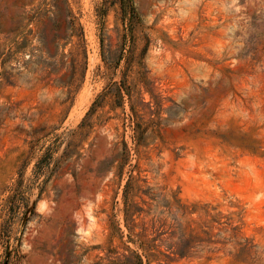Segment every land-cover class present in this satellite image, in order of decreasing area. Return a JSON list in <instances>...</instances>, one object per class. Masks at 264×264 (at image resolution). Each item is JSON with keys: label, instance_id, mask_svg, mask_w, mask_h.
<instances>
[{"label": "rangeland", "instance_id": "obj_1", "mask_svg": "<svg viewBox=\"0 0 264 264\" xmlns=\"http://www.w3.org/2000/svg\"><path fill=\"white\" fill-rule=\"evenodd\" d=\"M0 264H264V0H0Z\"/></svg>", "mask_w": 264, "mask_h": 264}, {"label": "trees", "instance_id": "obj_2", "mask_svg": "<svg viewBox=\"0 0 264 264\" xmlns=\"http://www.w3.org/2000/svg\"><path fill=\"white\" fill-rule=\"evenodd\" d=\"M129 184L130 182L127 184V188L125 190L126 220H127L128 225L130 224V222L133 221V215L135 214V212L143 211V208L140 207L138 203L135 202L133 198L131 197V193L128 190L130 187ZM178 207L183 210V214L192 212L196 208L195 206L191 207V206H186V205H181V204H179ZM180 240H181V245L178 243L176 245L170 244L168 248L172 249L174 247L173 251L175 253H181V254L187 253V248L191 242V238H186L183 234Z\"/></svg>", "mask_w": 264, "mask_h": 264}]
</instances>
